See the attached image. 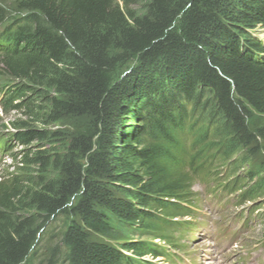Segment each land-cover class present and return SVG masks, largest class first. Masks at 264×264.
Masks as SVG:
<instances>
[{
	"label": "trees",
	"instance_id": "1",
	"mask_svg": "<svg viewBox=\"0 0 264 264\" xmlns=\"http://www.w3.org/2000/svg\"><path fill=\"white\" fill-rule=\"evenodd\" d=\"M257 27L264 0H0V106L24 148L0 175V264H33L44 236L45 264L165 258L195 183L264 215Z\"/></svg>",
	"mask_w": 264,
	"mask_h": 264
},
{
	"label": "rangeland",
	"instance_id": "2",
	"mask_svg": "<svg viewBox=\"0 0 264 264\" xmlns=\"http://www.w3.org/2000/svg\"><path fill=\"white\" fill-rule=\"evenodd\" d=\"M137 11L142 12V4ZM252 38L264 42L263 29L257 27L251 31ZM136 65L133 60L123 72L124 76ZM1 84V83H0ZM1 93V91H0ZM3 100L0 94V104ZM15 102H18L16 100ZM22 117L21 112L10 111L3 113L0 106V136L9 139L15 130L11 121ZM4 124V126H2ZM6 126V127H5ZM56 126V125H55ZM68 128L67 125H64ZM10 145L4 152L0 151V175L13 169L16 160L13 154H21L23 146L15 140H9ZM223 171V168L221 169ZM198 192L196 212L190 217V229L181 235L179 249L170 245L168 257H147L150 264H264V215L259 207V201L236 202L232 195H212L199 183L193 185ZM232 198V199H231ZM60 222H48L46 231L57 230ZM135 238H143L132 235ZM56 239L48 240L45 236L38 244L39 255L33 264L46 258V252L56 245ZM60 264V263H56Z\"/></svg>",
	"mask_w": 264,
	"mask_h": 264
},
{
	"label": "clouds",
	"instance_id": "3",
	"mask_svg": "<svg viewBox=\"0 0 264 264\" xmlns=\"http://www.w3.org/2000/svg\"><path fill=\"white\" fill-rule=\"evenodd\" d=\"M0 94L2 95V97H4V94L2 92Z\"/></svg>",
	"mask_w": 264,
	"mask_h": 264
}]
</instances>
